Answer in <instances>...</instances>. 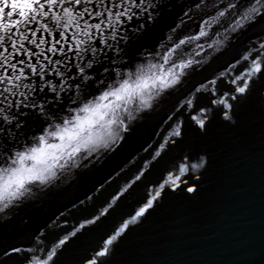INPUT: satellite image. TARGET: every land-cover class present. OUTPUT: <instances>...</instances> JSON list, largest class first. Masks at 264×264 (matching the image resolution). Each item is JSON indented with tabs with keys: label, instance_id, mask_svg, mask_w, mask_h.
Segmentation results:
<instances>
[{
	"label": "water",
	"instance_id": "1",
	"mask_svg": "<svg viewBox=\"0 0 264 264\" xmlns=\"http://www.w3.org/2000/svg\"><path fill=\"white\" fill-rule=\"evenodd\" d=\"M157 3L162 17L148 27L138 47L162 50L160 45L167 38L161 32L183 7L175 0ZM56 11L63 15L62 9ZM261 31L264 25L237 34L226 56L214 57L193 80L185 69L182 74L180 69L165 72L168 65L160 68L158 59L137 58L146 71L149 60L157 65L152 72L163 73L169 85L178 74L187 83L180 89L181 85H173L170 94L158 101L155 93L145 96L156 113L151 110L149 115L138 102L128 114V123L138 131L79 173L36 212L31 203L57 185L63 173L0 213V223L11 220V226L0 230V251L11 244L33 249L29 255L34 259L13 257L9 264H37L52 249L56 255L49 264H88L87 258H95L97 250H107L106 256L99 257L105 264H264V80L257 78L251 91L233 102L231 119L214 103L228 85L208 84L219 73L231 71L228 66ZM201 118L205 129L198 125ZM176 130L179 136L173 135ZM33 146L37 145L33 142ZM100 153L104 154L101 149ZM180 157L191 163L204 161L203 167L191 170L193 179L187 182L196 187L195 193H188L175 176L176 184L165 183ZM156 193L152 207L143 216H135ZM134 216L135 222L130 223ZM60 239L66 244L60 245Z\"/></svg>",
	"mask_w": 264,
	"mask_h": 264
},
{
	"label": "snow or ice",
	"instance_id": "2",
	"mask_svg": "<svg viewBox=\"0 0 264 264\" xmlns=\"http://www.w3.org/2000/svg\"><path fill=\"white\" fill-rule=\"evenodd\" d=\"M57 9L63 10L62 16ZM161 17L157 0H16L15 4L0 0V213L14 207L13 201L39 191L38 186L66 168H87L102 154L101 148L109 147V140L115 145L117 139L125 138L122 133L134 132L128 114L138 102L151 111L153 105L145 96L155 93L157 101L164 99L173 85L183 83L178 74L169 85L163 73L152 72L157 65L149 60L146 71L137 58L158 59L160 68L168 65L165 72L180 69L182 74L189 66L195 70L193 62L184 58L193 43L210 40L221 28L243 34L264 25V0H190L179 20L184 24L185 17L192 19L199 35L180 38L173 25L175 38L169 35L160 45L162 50L138 47L148 27ZM228 67L231 71L219 73L208 84L228 85L214 103L231 119L233 102L246 96L257 78L264 80V31L251 37L244 53ZM198 125L205 129V119ZM203 164V160L191 163L180 157L165 183L176 184L175 176L188 193H195L196 187L187 182L193 179L191 170ZM158 195L146 199L135 216H143ZM8 226L11 220L0 223V230ZM59 244L65 245L66 240L60 239ZM32 251L11 244L0 251V264L19 256L34 259L29 255ZM107 254L97 250L95 258H87L88 264H105L99 257ZM55 255L52 249L37 264H49Z\"/></svg>",
	"mask_w": 264,
	"mask_h": 264
},
{
	"label": "bare ground",
	"instance_id": "3",
	"mask_svg": "<svg viewBox=\"0 0 264 264\" xmlns=\"http://www.w3.org/2000/svg\"><path fill=\"white\" fill-rule=\"evenodd\" d=\"M175 1H177L179 3V5L182 4L183 7H182L181 11L177 13V16H175V18L169 19V20H172V22L167 26V28L163 29V32H161V34H163V36L166 37L167 39H168L169 35H172L173 38H175V34L173 32H171L170 29H171V26L173 25V23L176 22L174 25H177V32L181 33L180 38H185L188 34L199 35V33L197 31V25H196V23H194V21L192 19H188L187 17H185L184 18V20H185L184 24H181L180 20H179V17L182 16L183 12L187 10V5H188V3H190V0H175ZM207 18L208 17L206 16L205 19H207ZM256 27L249 28V30L247 32L253 31V29H255ZM146 34H148V33H146ZM247 34H249V33H247ZM247 34H245V36ZM236 35L237 34H235V33H226L225 30L223 28H221L219 33H217L210 40L207 38H202L201 41L194 42L193 45L185 52L184 58H185V61L191 60L193 62V65H195V70H198L200 67H201V69L199 72H197V71L195 72V70H193V68L191 66L187 67L188 69L185 68V71H187V74H189L188 75L190 77L189 79L193 80V78H196L199 75V73L202 71V69H205L209 65V63H212L214 57L215 58H222L223 55L226 56V54L228 53V50L230 49V47L233 44V41H234ZM197 43H202L204 45V47L203 48H197L196 47ZM236 43H239V42L237 41ZM236 43H234V44H236ZM209 44H211V48H209ZM197 52H199V55H196ZM205 56L208 57L207 60H203V58ZM197 61H198V63H197ZM178 63H180V61H178ZM186 83L187 82H183L181 84V86L179 87V89L182 88L183 86H185ZM153 109H151L152 112H154ZM160 109H162V108H160ZM138 112L142 113L143 110H138ZM149 112L150 111H148V113ZM150 113H149V115H150ZM154 113H156V112H154ZM150 117H152V116H150ZM150 117L147 116V118H149V119H150ZM146 123H148V122H146ZM130 125H132L133 127L135 126L132 123ZM134 131L137 132L138 129H135ZM122 135L126 136L124 139L130 137V135H128V134L122 133ZM118 141H119L118 144H115V145L111 144V142H108V144L110 146L107 149L101 148V151H103L104 154H99L98 159L94 160L92 164H89L87 168H84L83 165H81L80 168H76V167L66 168L63 172L64 177L61 179V181L58 182L57 185H55L53 188H50L46 191L41 190L44 192H42L41 195L37 198V200H39V201L36 200L37 202L31 203L34 205L37 204V207L34 205L32 206L33 209H35L33 211L36 212L37 208L40 205H42L44 202H46L47 199H49L51 196L56 194L60 189L64 188L71 180L76 178L79 173L89 169V167L94 165V163L99 161L100 158H102L103 156L108 154L111 149H113L114 147L119 145L120 142H122V140H118ZM26 205L28 206L29 202ZM2 240L3 239H0V242H2Z\"/></svg>",
	"mask_w": 264,
	"mask_h": 264
}]
</instances>
